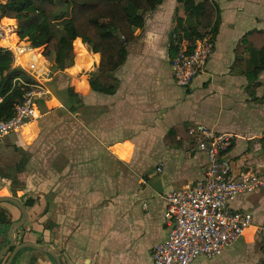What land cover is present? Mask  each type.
<instances>
[{
  "label": "crops",
  "instance_id": "1",
  "mask_svg": "<svg viewBox=\"0 0 264 264\" xmlns=\"http://www.w3.org/2000/svg\"><path fill=\"white\" fill-rule=\"evenodd\" d=\"M214 1L221 10L214 53L204 72L190 86L176 85L171 64L167 63L168 59L170 63L172 61L169 45L176 17V0H165L156 11L146 16L141 36L129 45L127 61L116 73L120 81L116 94H98L84 79L83 95L72 87L81 101L75 104V111H70L59 100V95L67 97L65 90L70 86L54 87L52 97L40 101L41 112L47 111L45 106L49 101L59 104L61 109L58 111L66 115L79 116L95 110L91 126L100 136L99 141H110L106 157L126 166L135 162L134 158L130 160V144L137 137L145 135V140L151 142L160 140L161 144L152 148L150 153L158 164L154 170L151 167L142 170L141 166L131 165L135 171L147 174V183L141 187L131 183L134 186L131 198L123 200L122 211L115 213L111 204L109 209L101 206L103 183L98 175L102 169L96 162L90 167L79 166L76 170L77 174L94 175L89 189H81V185L67 187L63 179L48 183L44 189V185L29 184L21 178L24 173L29 178L35 179L36 176V170L28 168L31 160L26 158L27 155L23 156L15 164L16 171H0V195L18 199L28 215L25 225L13 232V247L10 248V228L22 219V212L12 203L0 204V208L8 211L12 218L11 225L0 224V264H7L13 250L25 244L52 251L61 264H154L153 251L168 235L164 222L166 202L160 195L183 188L205 173V158L201 154L191 152L188 156L182 149L166 145L165 138L176 126L187 129L194 124H204L219 132L232 133L235 140L227 155L232 163V174L236 176L251 171L264 178V72L254 87L249 86L246 75L233 72L235 50L242 38L251 31H264V0ZM179 16L185 17L183 13ZM189 36V33H184L182 46L189 43ZM138 41L142 48L137 47ZM81 49L86 52L84 46ZM96 55L99 56L98 68L100 55ZM248 57L249 54H245V58ZM123 114L138 120V124L145 119L150 122L146 126L151 128L143 134L139 131L136 137H121L117 123L119 115ZM29 127L32 129L33 125H27L24 130H29ZM16 150L19 152L18 148ZM96 157H102V152ZM159 167H162L161 173L158 172ZM12 170L14 174H11ZM65 170L66 167L53 169V174L60 176ZM158 177L160 179L152 184ZM14 184L22 187L15 188ZM121 185L126 186V183L122 181ZM30 200L34 203L27 207L25 204ZM231 208L254 213V226L222 257H199L193 264L235 263L241 254L238 245L242 242L248 246L258 242L261 246L264 238L261 236L264 235H260L259 240L256 230L264 228V188L253 195L238 196ZM260 250L264 259L262 246ZM12 264L58 263L48 253L26 248L16 255Z\"/></svg>",
  "mask_w": 264,
  "mask_h": 264
},
{
  "label": "trees",
  "instance_id": "2",
  "mask_svg": "<svg viewBox=\"0 0 264 264\" xmlns=\"http://www.w3.org/2000/svg\"><path fill=\"white\" fill-rule=\"evenodd\" d=\"M165 0H8L3 8V15L16 20L18 34L16 42L27 39L37 52L42 53L45 46V59L55 64L50 68L53 73L63 72L74 66V42L79 54L82 46L93 55H100L97 71L91 73L89 87L98 94L114 95L120 89L116 73L125 65L128 47L140 35L146 25V16L160 7ZM176 25L171 31L169 52L171 60L181 50L184 33L188 37L189 49L207 36L213 43L219 33L221 10L214 0H177ZM183 13L185 17L179 16ZM60 22L62 34L55 33V24ZM236 60L233 72L246 75L249 86H257L258 78L264 72V31H251L246 34L236 47ZM249 54L245 58V54ZM98 62L99 56H95ZM45 62L46 66L49 64ZM172 62V61H171ZM33 79L19 66H15L13 53L0 48V122L15 116V106L22 103ZM77 90L83 95V81H75ZM67 97L59 95V100L75 111V104L81 103L79 95L72 87L65 90ZM179 136L189 141L187 129L174 127L165 138L166 145L183 149L184 142ZM34 201L26 202L32 206ZM0 224L11 225L10 213L0 208ZM264 253V240L261 241ZM264 264V262H263Z\"/></svg>",
  "mask_w": 264,
  "mask_h": 264
},
{
  "label": "built area",
  "instance_id": "3",
  "mask_svg": "<svg viewBox=\"0 0 264 264\" xmlns=\"http://www.w3.org/2000/svg\"><path fill=\"white\" fill-rule=\"evenodd\" d=\"M8 0H0V48L13 53L15 66H19L34 82L26 84L30 90L22 103L15 106V116L0 122V141L19 134L41 116L40 101L50 95L46 86L45 57L38 48L24 38L13 43L18 25L3 15ZM210 36L195 43L183 45L171 62L174 81L179 87H188L204 72L214 53ZM1 101V100H0ZM189 141L178 137L192 152L205 158L202 178L160 195L166 202L164 222L168 229L165 241L159 243L152 255L154 264H193L199 257L214 259L223 256L254 226V213L234 211L231 205L240 195H253L264 188V178L251 171L232 174V163L227 157L233 147L235 136L219 132L204 124L187 128ZM162 172V167L158 168ZM147 182H144L146 184ZM146 205L144 208L146 209ZM256 235H264L258 227ZM264 240V238H263Z\"/></svg>",
  "mask_w": 264,
  "mask_h": 264
},
{
  "label": "rangeland",
  "instance_id": "4",
  "mask_svg": "<svg viewBox=\"0 0 264 264\" xmlns=\"http://www.w3.org/2000/svg\"><path fill=\"white\" fill-rule=\"evenodd\" d=\"M175 19L176 17L172 23L173 27L176 25ZM15 24L18 23L15 22ZM55 26V33L60 36L62 34V25L60 22H56ZM141 32V30H138V35L141 36ZM137 47L142 48V43L138 41ZM41 48L43 56L47 59L49 55H45V46ZM85 50L87 53L82 50L83 53L80 55L74 42V66L63 72L53 73L51 71L50 68L55 64V60L52 64L49 63V66L44 65L47 67L45 71L48 73V75H44L47 79L45 83L51 92L48 95L49 97H52L54 87L59 89L70 86L79 92L75 81H83L86 79L89 83L90 74L97 68V61L95 56L86 47ZM53 56L55 59L54 53ZM43 61L42 64H46ZM167 63L171 64L169 59ZM55 104V101H49L46 104L47 111H42L40 118L30 123L33 125L32 129L29 127L30 132H28L29 130H24V128V131L21 133L10 135L0 141V171L2 172V170L4 171L6 169L16 171L14 169L15 164L21 161L23 156L27 155L26 158L31 160L28 168L36 170V176L33 179L24 173L21 175V178L25 182L29 181V184L36 183L37 185H44L45 189L48 183L57 182V180L62 181L63 179L67 187L81 185V189L86 190V188L89 189V183L93 182L94 175L77 174L76 170L79 166L90 167L96 162L102 169V173L98 175L101 177L103 183V203L101 206L104 209H109L111 204L114 209L113 212L122 211L123 200L131 198L132 191H134V186L131 183L135 182L141 187L144 182H147V174L145 172L135 171L131 165H136L134 167L141 166L142 170L148 169L149 167H151V170L156 169L158 163L155 161V158L150 156V153L152 148L161 144L159 142L160 140L151 142V140H145L147 136L140 135L136 141H132L130 144L132 146L130 160L134 158L135 162L130 164V167L117 163L116 161L114 162L109 156L106 157L105 153L110 141H99L100 136L97 135L95 129L91 126V122L95 119V110L88 111L79 116H72L61 114L58 111L61 109V106ZM138 123V120L131 119L125 114L119 115L117 123L118 135L121 137H136L139 131L140 134H143L145 130L151 128L146 126L150 122H147L145 119L141 120L142 124ZM16 148L19 149V152ZM109 150H112V147ZM182 150L188 156L192 152L185 144ZM101 152L102 157H96ZM70 166L76 167L71 169L69 168ZM63 167H66L63 175L53 174V169L57 170ZM13 170L11 174H14ZM158 179L160 178L154 179L152 184L157 182ZM122 181L126 183V186L121 185ZM1 187L2 184L0 183V189ZM14 187H22V185L18 186V184H14ZM0 197L2 196L0 195ZM86 207L88 208V206ZM257 237L260 240L264 236ZM238 246L241 248V254L238 256V261L231 264H263L264 259L260 250L261 246L258 242H254L252 246H248L244 241Z\"/></svg>",
  "mask_w": 264,
  "mask_h": 264
},
{
  "label": "water",
  "instance_id": "5",
  "mask_svg": "<svg viewBox=\"0 0 264 264\" xmlns=\"http://www.w3.org/2000/svg\"><path fill=\"white\" fill-rule=\"evenodd\" d=\"M2 203H12L13 205H15L16 207H18L20 209V211L22 212V219L19 222H15L12 224L11 228H10V233H9V237H10V241H11V245L10 248L13 247V242H12V236H13V232L20 229L23 225H25V223L27 222L28 219V215L26 212V209L24 207V205L16 198L11 197V196H6V197H0V204ZM26 248H32L35 250H39L45 253H48L49 255H51L52 257H54L57 261L58 264H61L59 258L57 257V255H55V253H53L50 250H47L44 247L41 246H36V245H32V244H25V245H21L17 248H15L9 258V261L7 264H12L14 258L16 257V255L23 249Z\"/></svg>",
  "mask_w": 264,
  "mask_h": 264
},
{
  "label": "bare ground",
  "instance_id": "6",
  "mask_svg": "<svg viewBox=\"0 0 264 264\" xmlns=\"http://www.w3.org/2000/svg\"><path fill=\"white\" fill-rule=\"evenodd\" d=\"M12 42H13V43H16V35L13 36V38H12Z\"/></svg>",
  "mask_w": 264,
  "mask_h": 264
}]
</instances>
